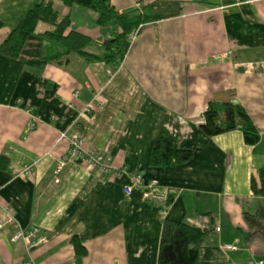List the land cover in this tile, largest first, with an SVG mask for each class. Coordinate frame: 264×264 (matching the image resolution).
Listing matches in <instances>:
<instances>
[{
    "label": "crops",
    "instance_id": "obj_1",
    "mask_svg": "<svg viewBox=\"0 0 264 264\" xmlns=\"http://www.w3.org/2000/svg\"><path fill=\"white\" fill-rule=\"evenodd\" d=\"M38 1L0 0V44ZM71 1L54 7L91 39L84 50L96 59L43 60L39 36L52 30L43 23L20 57L0 54V154L9 161L0 170V264H157L164 221L207 231L197 264L264 262V230L244 238V213L264 211L250 192L264 168V0H100L130 21L149 18L116 68L103 62L102 42L117 28L96 24L91 0ZM224 103L245 110L258 144L245 145L239 129L202 134L208 106ZM73 135L120 174L77 160L58 171ZM160 140L190 150L191 160L150 167ZM25 167L30 174L19 175ZM136 174L157 180L169 204L139 188L125 196ZM8 218L37 228L39 243L11 244ZM73 237L86 255L75 254ZM234 242L237 251L222 249Z\"/></svg>",
    "mask_w": 264,
    "mask_h": 264
},
{
    "label": "trees",
    "instance_id": "obj_2",
    "mask_svg": "<svg viewBox=\"0 0 264 264\" xmlns=\"http://www.w3.org/2000/svg\"><path fill=\"white\" fill-rule=\"evenodd\" d=\"M54 1H60L65 7L72 5L71 0H39L34 4L12 28L6 39L0 44V54L17 59L24 50L28 39L35 34L39 23L49 26L52 30L40 34L41 58L45 61H60L71 53L87 60L96 57L85 52L91 44V39L79 32L70 30V21L67 15L62 16L54 7ZM91 6L97 13L96 24L101 28L113 25L117 31L106 36L102 42L106 65L117 67L122 62L130 47V37L141 23L149 18L130 21L127 14H119L114 8L107 7L100 0H91ZM3 23L0 21V27ZM48 45H43V44ZM239 129L243 142L247 146L258 144L260 135L251 118L239 105L224 103L220 107L209 105L203 114L200 131L207 137L221 135ZM192 152L184 148H175L171 142L154 141L149 149L148 165L150 167L166 168L174 161L178 165L188 163ZM8 158L0 154V170L8 166ZM250 192L255 197L264 198V168L258 172L257 178L250 179ZM167 198L164 204H169ZM263 210L256 214L244 213V220L249 231L244 234L246 241L252 237V231L264 230ZM207 234L206 230L190 226L185 222L173 223L164 221L162 224L157 264H197L199 261V247ZM75 254L86 255V249L77 237L71 239Z\"/></svg>",
    "mask_w": 264,
    "mask_h": 264
},
{
    "label": "built area",
    "instance_id": "obj_3",
    "mask_svg": "<svg viewBox=\"0 0 264 264\" xmlns=\"http://www.w3.org/2000/svg\"><path fill=\"white\" fill-rule=\"evenodd\" d=\"M138 1V0H137ZM136 32H133V34L130 37V45L135 39ZM66 138V134L60 135V140ZM69 149L64 157L59 162L58 171H61V169L65 166V164L68 162V160H77L87 165V167L91 170L96 171L98 174L102 176H118L120 174V171H118L116 168H114L111 157L107 155H102L94 151H85L83 149V143L84 140L78 136L73 135L69 139ZM31 169L28 167H25L21 172H19V175H29ZM134 188H139L142 190L148 191L152 199L157 202H165L166 195L157 192L156 190L159 188V184L157 180H149L146 181L140 174H136L131 177L130 184L126 186L123 191L125 196H130L132 193V190ZM7 225H9L12 228L17 229L16 222L12 218H8ZM1 228V226H0ZM216 231H219V228H216ZM38 229L35 227H32L28 230H21L17 229L12 236L10 237V243L11 244H17L19 242H23L28 246V248H34L38 243ZM222 249L228 252L237 251V242H234L233 244H225L222 246ZM27 264H32L31 262ZM251 264H254L251 262ZM255 264H264L262 261L257 262Z\"/></svg>",
    "mask_w": 264,
    "mask_h": 264
},
{
    "label": "rangeland",
    "instance_id": "obj_4",
    "mask_svg": "<svg viewBox=\"0 0 264 264\" xmlns=\"http://www.w3.org/2000/svg\"><path fill=\"white\" fill-rule=\"evenodd\" d=\"M263 263H264V262H263ZM239 264H244V263H241V262H240Z\"/></svg>",
    "mask_w": 264,
    "mask_h": 264
}]
</instances>
